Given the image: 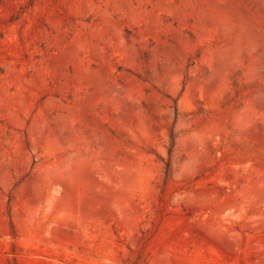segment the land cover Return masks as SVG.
<instances>
[{"label":"rangeland","instance_id":"obj_1","mask_svg":"<svg viewBox=\"0 0 264 264\" xmlns=\"http://www.w3.org/2000/svg\"><path fill=\"white\" fill-rule=\"evenodd\" d=\"M0 264H264V0H0Z\"/></svg>","mask_w":264,"mask_h":264}]
</instances>
